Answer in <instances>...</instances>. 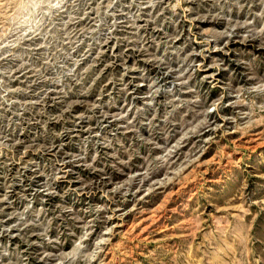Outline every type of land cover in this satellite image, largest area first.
Listing matches in <instances>:
<instances>
[{"label": "rangeland", "instance_id": "374dc122", "mask_svg": "<svg viewBox=\"0 0 264 264\" xmlns=\"http://www.w3.org/2000/svg\"><path fill=\"white\" fill-rule=\"evenodd\" d=\"M0 264H264V0H0Z\"/></svg>", "mask_w": 264, "mask_h": 264}]
</instances>
